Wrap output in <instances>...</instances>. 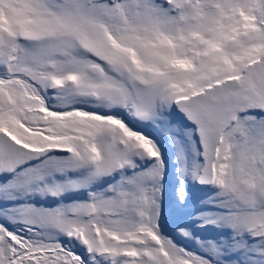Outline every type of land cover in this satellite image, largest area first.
Masks as SVG:
<instances>
[{"label":"snow or ice","instance_id":"obj_1","mask_svg":"<svg viewBox=\"0 0 264 264\" xmlns=\"http://www.w3.org/2000/svg\"><path fill=\"white\" fill-rule=\"evenodd\" d=\"M0 264H264V0H0Z\"/></svg>","mask_w":264,"mask_h":264}]
</instances>
